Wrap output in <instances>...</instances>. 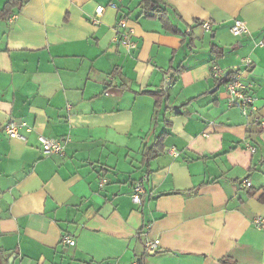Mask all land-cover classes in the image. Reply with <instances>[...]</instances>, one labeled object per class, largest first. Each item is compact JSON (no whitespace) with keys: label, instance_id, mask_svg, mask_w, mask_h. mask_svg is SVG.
Wrapping results in <instances>:
<instances>
[{"label":"crops","instance_id":"crops-1","mask_svg":"<svg viewBox=\"0 0 264 264\" xmlns=\"http://www.w3.org/2000/svg\"><path fill=\"white\" fill-rule=\"evenodd\" d=\"M141 2L0 0V264H264V128L212 76L241 73L264 121V0H165L169 23ZM11 120L33 127L25 142ZM39 135L65 154L44 155Z\"/></svg>","mask_w":264,"mask_h":264},{"label":"built area","instance_id":"built-area-1","mask_svg":"<svg viewBox=\"0 0 264 264\" xmlns=\"http://www.w3.org/2000/svg\"><path fill=\"white\" fill-rule=\"evenodd\" d=\"M104 11L103 6H99L96 9V16L93 18V22L95 24L99 23V17L102 16ZM212 24L210 22H203L202 28L205 31L211 30ZM231 33L236 36H244L249 33L248 27L246 23L240 19H235L233 25L231 26ZM117 32L119 37V42L126 47L127 49H134L136 47L135 43L131 41V35L133 34L132 27L129 26L127 19L121 18L117 23ZM244 62L247 66H251V61L249 59H245ZM212 76L221 81L223 80L226 75L221 71L217 65L212 66ZM225 87L227 90V93L229 95V106H239L242 110V113L245 117L253 118V122L257 125H259L261 128H264V121L261 119V117H258L257 115V107L255 106L254 97L251 95L250 91L252 86L250 84H246L242 80V74L238 72H233V74H230L229 77H227V80L225 82ZM5 132L9 135L12 139H17L21 141H26L27 136L25 133H30L33 131V127L29 126L25 121L16 122L15 120L9 121L5 127ZM25 133H24V132ZM38 140L41 144L42 152L44 155H50V154H59L64 155L65 154V139H50L43 135L38 136ZM254 151V148L252 149ZM169 154L173 157H178L179 152L176 149H171L169 151ZM105 185V180H103L100 183V187H103ZM245 185L249 186L250 182L245 181ZM144 193L143 185L139 181H136L132 185V202L136 206H141L142 204V195ZM254 226L257 229H263L264 230V217L263 216H257L254 219ZM63 243L69 245V246H75L76 241L72 237H64ZM145 252L148 255L156 254L160 247V240H151L147 239L145 241Z\"/></svg>","mask_w":264,"mask_h":264},{"label":"trees","instance_id":"trees-1","mask_svg":"<svg viewBox=\"0 0 264 264\" xmlns=\"http://www.w3.org/2000/svg\"><path fill=\"white\" fill-rule=\"evenodd\" d=\"M165 0H142L141 7L143 9V13L146 14L149 17H158L161 21L165 23H169V18L167 14V8H166ZM12 1L7 3L5 8L1 11L5 16H8L12 12ZM213 51L221 56L222 50L218 48L217 46H213ZM174 73H172L171 78H175L176 75L180 72V69L171 70ZM168 73H170V70H168ZM231 73H229L221 82H219V85L222 84L227 80V77L230 76ZM152 94L155 98L159 99L161 97L163 92H148ZM165 134H162L160 137L157 138L155 143L151 146H145L142 154V165L149 166L150 162L155 159L160 152L163 150V141H164Z\"/></svg>","mask_w":264,"mask_h":264},{"label":"water","instance_id":"water-1","mask_svg":"<svg viewBox=\"0 0 264 264\" xmlns=\"http://www.w3.org/2000/svg\"><path fill=\"white\" fill-rule=\"evenodd\" d=\"M215 90H216V89H215ZM215 90H214V91H215Z\"/></svg>","mask_w":264,"mask_h":264}]
</instances>
